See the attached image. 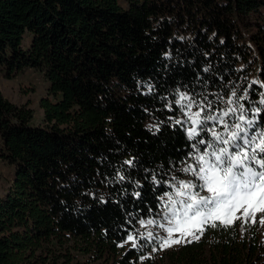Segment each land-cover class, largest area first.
Returning a JSON list of instances; mask_svg holds the SVG:
<instances>
[{
	"label": "trees",
	"instance_id": "trees-1",
	"mask_svg": "<svg viewBox=\"0 0 264 264\" xmlns=\"http://www.w3.org/2000/svg\"><path fill=\"white\" fill-rule=\"evenodd\" d=\"M27 69L48 82L42 124L0 90V264H264L250 219L166 249L138 235L172 191L152 177L190 175L179 92L264 131V0H0V73Z\"/></svg>",
	"mask_w": 264,
	"mask_h": 264
},
{
	"label": "snow or ice",
	"instance_id": "snow-or-ice-1",
	"mask_svg": "<svg viewBox=\"0 0 264 264\" xmlns=\"http://www.w3.org/2000/svg\"><path fill=\"white\" fill-rule=\"evenodd\" d=\"M232 96H236L235 91ZM241 98L238 97L236 102ZM172 103L178 105L187 118L186 121L177 119L175 123L181 127L185 123L191 125L184 131L187 138L194 142L191 144L192 151L187 153V159L192 162L186 163L179 171L190 174L192 179L173 176L175 183H169L152 177L157 184L167 183L172 189L158 197L163 211L157 215L163 222L141 218L138 223L141 227L155 225L167 236L157 238L152 231H148L146 234L138 233L140 238L148 242L158 239L162 247H169L180 243V238L195 237L196 232L202 231L203 225L209 221L215 227L216 220L231 224L242 216L245 222L251 217L255 223L256 214H264V131H249L255 125L252 120H246L242 104L220 110L221 114L215 115L216 109L207 97L197 102L187 92H179V98ZM227 103L233 104L234 101L229 99ZM261 103L264 104V100ZM194 106L196 111H193ZM237 110L241 112L237 122L229 123L225 118L235 115ZM135 195L139 197L140 193ZM260 223L264 224V215H261ZM174 236L180 238L173 239ZM135 240L136 236H127L133 247L136 246Z\"/></svg>",
	"mask_w": 264,
	"mask_h": 264
},
{
	"label": "rangeland",
	"instance_id": "rangeland-1",
	"mask_svg": "<svg viewBox=\"0 0 264 264\" xmlns=\"http://www.w3.org/2000/svg\"><path fill=\"white\" fill-rule=\"evenodd\" d=\"M47 86L48 82L44 78L43 74L34 69H27L23 72L17 73L13 77L6 78L0 73V90L3 93L5 97L10 99L11 101L22 104V103H29V106L33 109V120L32 123L35 125L42 124V118H43V112L42 109L39 106V100L42 96L47 95ZM193 111H195L193 109ZM238 114L230 115L232 116V121L230 123L237 122L236 118ZM184 121H186V117L183 116ZM187 127H191L189 123H186ZM217 128H219V125H217ZM13 177V167L3 162L0 159V196L4 194V192L7 190L11 183V179ZM184 180H190L192 179L191 175H187L183 178ZM239 215V214H237ZM264 214H256V222L259 224L260 233L262 237L264 236V224L260 223V217ZM250 220V218H248ZM239 221H243L244 218L241 216L240 219H235ZM212 221H209L210 223ZM142 230L147 233L148 231L155 230L156 233L162 235V237H166L167 233L164 232L162 229L158 227H154L152 225L147 227H142ZM201 231H197L195 234V237L188 236L187 238H180L178 236H174L173 239L180 238V243L172 244L169 247H161V249L171 248L179 246L181 243L190 241L192 239L197 238L200 235ZM133 244L132 241H127L126 245Z\"/></svg>",
	"mask_w": 264,
	"mask_h": 264
}]
</instances>
